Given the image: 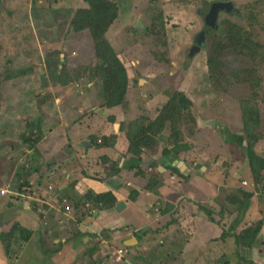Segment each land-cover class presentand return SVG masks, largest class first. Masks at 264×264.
<instances>
[{"label": "rangeland", "instance_id": "rangeland-1", "mask_svg": "<svg viewBox=\"0 0 264 264\" xmlns=\"http://www.w3.org/2000/svg\"><path fill=\"white\" fill-rule=\"evenodd\" d=\"M165 4L162 0H0V183L10 181L5 188L0 185L3 207L14 193L37 187L29 176H53L65 164H71L72 140L69 137L61 143L53 136L59 137L84 115H97L98 109L83 110L82 115L64 118L69 95L80 92V102H94L93 87L100 106L127 109V117L117 121L118 135L127 138L138 166H144V155L161 153L187 160L198 154L203 118L223 115L229 107H241L237 115L214 120L224 132L229 131V123H241L238 135L249 146L251 160L257 162L251 172L260 184V160L251 151L262 136L256 132L260 133L264 124V0L239 7L236 15L219 13L217 27H223L207 35L201 52L189 65V51L206 23L203 20L200 31L179 29L174 34L175 24H181L170 20L167 14L175 8ZM140 59L138 66L157 60L154 73L161 77L149 79L146 85L131 82L127 62ZM114 118L109 117L111 121ZM66 121H71L69 126H65ZM214 137L218 139V135ZM37 148L49 159H40ZM189 151L188 156L183 155ZM4 189L7 195L2 194ZM250 196L248 193L249 201ZM13 203L18 205L21 200ZM21 212L25 216L30 211L24 208ZM20 216L17 218L22 223L40 219V215L28 219ZM259 227L257 224L247 235L240 234L239 244L253 246L252 234ZM22 230L13 225L10 237L1 234L4 255L0 264H39L35 254L31 259L22 254L29 239L14 238ZM216 234L208 230L207 238ZM163 235L166 237V232ZM141 240L146 244V239ZM182 241L165 239L160 246L179 244L176 250L182 254ZM189 242L197 248L201 239ZM109 251L115 253L116 248L109 247ZM94 252L90 246L89 258L84 256L82 260L91 264ZM138 252L143 258V252ZM204 258V264H209ZM177 262L186 261L179 256ZM229 264H264V256L255 262L241 258Z\"/></svg>", "mask_w": 264, "mask_h": 264}, {"label": "crops", "instance_id": "crops-1", "mask_svg": "<svg viewBox=\"0 0 264 264\" xmlns=\"http://www.w3.org/2000/svg\"><path fill=\"white\" fill-rule=\"evenodd\" d=\"M162 1L175 8L167 14L171 21L174 19L181 24H175V34L179 29L187 33L200 31L204 20L202 14L210 11L213 2L230 3L236 15L239 7L255 0ZM222 27L218 26L216 30ZM119 57L124 62V56ZM140 61L127 62L131 82L146 85L149 79L161 77V74L154 73L157 60L138 66ZM91 91L95 93V101L87 99V104L79 101L80 92L71 93L64 118L82 115L83 110L98 109L97 115H84L79 122L65 128L59 137L53 136L61 143L72 140L73 156L68 158L71 164H65L53 176H29L37 182V187L14 193L10 204L5 207L0 204V208L3 207L0 209V239H3L1 234L12 235L9 232L13 225L21 226L23 230L14 238L29 239L24 242L22 254L30 259L35 254L39 264H89L82 258H89L90 246L95 248L91 264H130L114 262L109 247L116 248V251L132 249L131 264H160V261L183 264L177 262L179 256L186 261L185 264H204V257L208 258L209 264L237 263L241 258L254 262L262 259L264 124L260 133L255 131L262 136L253 148L255 158L260 160V184L255 182L251 172L257 162L251 160L249 146L238 135L242 131L241 123H229L226 125L229 131L224 132L223 126L214 120L237 115L241 107H229L223 115L203 118L198 154L187 160L167 154L162 156L161 153L149 154L144 155V166H138L130 154L127 138L118 135L120 126L117 121L127 117V109L123 106L104 108L98 104L96 87ZM111 116L115 117L114 121L109 119ZM69 122L66 121L65 126H69ZM217 135L218 139L214 137ZM37 150L40 159H49L40 148ZM190 153L183 152V155ZM219 161L221 170L217 168ZM110 180L118 185L111 188ZM9 184L10 181L0 183L1 188ZM2 191H6L4 195L8 194V190ZM239 193L245 195L239 196ZM248 193L251 194L250 201ZM19 200L18 205L13 203ZM0 201L4 200L0 198ZM24 208L30 211L25 216L21 212ZM5 213L8 215L4 216ZM19 213L25 219L37 215L40 219L22 223L17 218ZM257 224L260 227L252 234L253 246L239 244V235H247ZM234 227L235 233H230ZM208 230L217 233V237L207 238ZM141 239H146V244ZM165 239H183L181 249L184 252L177 253L179 244L173 247L167 244L161 248L160 242ZM189 239H201L200 246L195 248ZM138 250L143 252V258ZM3 255L0 243V260Z\"/></svg>", "mask_w": 264, "mask_h": 264}, {"label": "water", "instance_id": "water-1", "mask_svg": "<svg viewBox=\"0 0 264 264\" xmlns=\"http://www.w3.org/2000/svg\"><path fill=\"white\" fill-rule=\"evenodd\" d=\"M221 3L220 2H214L208 16L206 18V25L205 28L200 31L199 35L195 39V43L193 47L189 51V58L186 61V65H189L190 62L194 59V57L201 52L202 47L204 46L207 35L210 32H213L217 28V19H218V10L220 7ZM118 185V182L110 180L109 181V186L112 188L116 187Z\"/></svg>", "mask_w": 264, "mask_h": 264}, {"label": "built area", "instance_id": "built-area-1", "mask_svg": "<svg viewBox=\"0 0 264 264\" xmlns=\"http://www.w3.org/2000/svg\"><path fill=\"white\" fill-rule=\"evenodd\" d=\"M99 143L101 141L99 140ZM6 191H2V194H5ZM129 250L128 248H123L120 250H117L115 253L112 254V257L114 259V262L116 263H129Z\"/></svg>", "mask_w": 264, "mask_h": 264}, {"label": "flooded vegetation", "instance_id": "flooded-vegetation-1", "mask_svg": "<svg viewBox=\"0 0 264 264\" xmlns=\"http://www.w3.org/2000/svg\"><path fill=\"white\" fill-rule=\"evenodd\" d=\"M214 3V2H213ZM213 3L210 5V9H211V7H212V5H213ZM234 8L231 6V4L230 3H227V2H223V3H221V5H220V7H219V10H218V13H220V12H226V13H234ZM208 13H209V11H207L206 13H204V14H202V16H203V19L205 20V22H206V18H207V16H208ZM219 15V14H218ZM211 33V32H210Z\"/></svg>", "mask_w": 264, "mask_h": 264}, {"label": "trees", "instance_id": "trees-1", "mask_svg": "<svg viewBox=\"0 0 264 264\" xmlns=\"http://www.w3.org/2000/svg\"><path fill=\"white\" fill-rule=\"evenodd\" d=\"M213 32H214V31H213ZM106 85H107V84H106ZM115 105H119V104H115ZM251 153H252V156L255 157V153L252 152V151H251ZM228 199H229V198H228Z\"/></svg>", "mask_w": 264, "mask_h": 264}, {"label": "clouds", "instance_id": "clouds-1", "mask_svg": "<svg viewBox=\"0 0 264 264\" xmlns=\"http://www.w3.org/2000/svg\"><path fill=\"white\" fill-rule=\"evenodd\" d=\"M206 23V22H205Z\"/></svg>", "mask_w": 264, "mask_h": 264}]
</instances>
